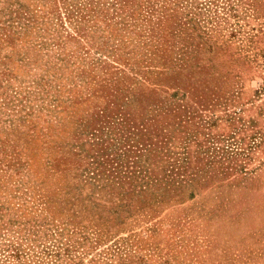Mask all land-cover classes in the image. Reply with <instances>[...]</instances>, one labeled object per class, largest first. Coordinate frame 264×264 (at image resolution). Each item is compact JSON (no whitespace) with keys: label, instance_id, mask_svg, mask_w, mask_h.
Instances as JSON below:
<instances>
[{"label":"rangeland","instance_id":"obj_1","mask_svg":"<svg viewBox=\"0 0 264 264\" xmlns=\"http://www.w3.org/2000/svg\"><path fill=\"white\" fill-rule=\"evenodd\" d=\"M88 2L0 0V264H264V0Z\"/></svg>","mask_w":264,"mask_h":264},{"label":"trees","instance_id":"obj_2","mask_svg":"<svg viewBox=\"0 0 264 264\" xmlns=\"http://www.w3.org/2000/svg\"><path fill=\"white\" fill-rule=\"evenodd\" d=\"M65 1L66 0H54L55 7L59 8L57 5L60 3H62L64 5ZM86 1H89L88 3H86L88 5L87 7L90 8L89 11L95 13L97 17L99 16V13H103L104 9L101 8V6H100V5L104 4V2H102V0H86ZM109 6L112 8H116V11H115L116 14H117L118 10L121 11L120 14L122 16H117V17L122 18L126 14H129V19H130V17H133L132 14H134V11H135L137 6L140 8H147L146 12L152 10L150 8V6L144 7V5L141 6L138 3L136 4V0H112V2L109 4ZM81 7H82V5L79 4V6L72 5V6H70V8H65V9H66V11H69V13H71V12L79 13V11L82 10ZM84 7H86V6H84ZM19 8L23 9V7L21 5H19ZM14 13L17 15L18 11H15ZM9 17H10V19H8V22H12L13 18L11 17V14H9ZM15 19H17L16 23H21V20H24V22L29 21L25 16H23V15L20 16V14L15 16ZM133 19L134 18H132L131 20H133ZM178 20H180V19H178L176 17L170 18L169 20L165 21L164 25H160V23H161V17H160V19L156 23V25L158 26L157 29L158 30H164V31L170 30V32H168V33H170L171 35H174V33L172 32L171 29H174V27H176V21H178ZM123 21H124V19H123ZM160 27H163V29ZM152 32H154V31H152ZM152 36H154L156 38L161 37L160 39H165L164 36L162 37V35H160L158 32H156L155 35H152ZM165 36H166V32H165ZM165 81H170V80L166 79ZM171 81H172L173 85H176L175 84L176 79H172ZM157 85H160V83ZM165 86H167V85H165ZM152 94L153 95L157 94V91L156 90H148V91H145L143 93H140L139 96L137 97V100H136L138 106L140 107V106H143V105L149 103V101L152 99V96H151ZM112 105L114 107L111 110L112 113L115 112V110H120L119 105L117 106V104H115V102H112ZM176 112L177 111H171V110H163L161 112H158L154 117H151V121L149 122V123H151V125H147L145 122L147 127H145L144 124L142 125V127H138V125H136L135 117L140 118V116L136 112H133V113L128 112L126 115L123 114L125 117V119L123 121L125 122V124L129 128H132L133 130H137V132H140V133L147 132V128H149L150 126H151L150 132L151 131L156 132L157 124L160 122V120H162V121L167 120L170 115H173ZM17 255H18L17 253L14 254L15 257H17Z\"/></svg>","mask_w":264,"mask_h":264}]
</instances>
